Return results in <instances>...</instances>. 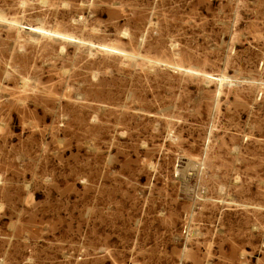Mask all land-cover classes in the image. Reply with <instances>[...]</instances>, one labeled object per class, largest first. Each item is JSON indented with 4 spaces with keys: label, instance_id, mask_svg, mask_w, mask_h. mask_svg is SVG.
Masks as SVG:
<instances>
[{
    "label": "rangeland",
    "instance_id": "1",
    "mask_svg": "<svg viewBox=\"0 0 264 264\" xmlns=\"http://www.w3.org/2000/svg\"><path fill=\"white\" fill-rule=\"evenodd\" d=\"M0 264H264V0H0Z\"/></svg>",
    "mask_w": 264,
    "mask_h": 264
}]
</instances>
